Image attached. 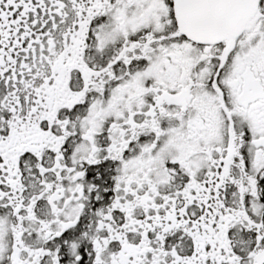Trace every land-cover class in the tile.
Segmentation results:
<instances>
[{"label":"snow or ice","instance_id":"obj_1","mask_svg":"<svg viewBox=\"0 0 264 264\" xmlns=\"http://www.w3.org/2000/svg\"><path fill=\"white\" fill-rule=\"evenodd\" d=\"M0 264H264V0H0Z\"/></svg>","mask_w":264,"mask_h":264}]
</instances>
